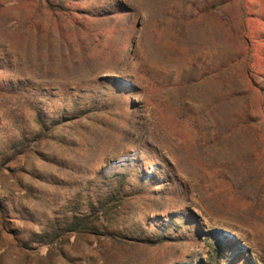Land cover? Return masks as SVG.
Wrapping results in <instances>:
<instances>
[{
	"label": "rangeland",
	"instance_id": "374dc122",
	"mask_svg": "<svg viewBox=\"0 0 264 264\" xmlns=\"http://www.w3.org/2000/svg\"><path fill=\"white\" fill-rule=\"evenodd\" d=\"M0 264H264V0H0Z\"/></svg>",
	"mask_w": 264,
	"mask_h": 264
},
{
	"label": "trees",
	"instance_id": "16d2710c",
	"mask_svg": "<svg viewBox=\"0 0 264 264\" xmlns=\"http://www.w3.org/2000/svg\"><path fill=\"white\" fill-rule=\"evenodd\" d=\"M52 119H54V120H52V121H53L52 123H53L54 125H56V118H52ZM40 123H41L42 125H46L45 122H40ZM44 244H45V247H47V248H51V247H52V245H51L49 242H47V241H46Z\"/></svg>",
	"mask_w": 264,
	"mask_h": 264
}]
</instances>
